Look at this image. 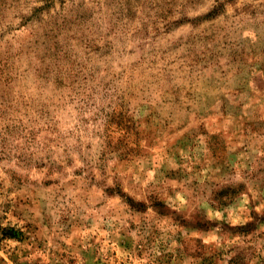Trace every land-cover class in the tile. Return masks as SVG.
I'll return each mask as SVG.
<instances>
[{
    "label": "rangeland",
    "instance_id": "rangeland-1",
    "mask_svg": "<svg viewBox=\"0 0 264 264\" xmlns=\"http://www.w3.org/2000/svg\"><path fill=\"white\" fill-rule=\"evenodd\" d=\"M0 264H264V0H0Z\"/></svg>",
    "mask_w": 264,
    "mask_h": 264
}]
</instances>
